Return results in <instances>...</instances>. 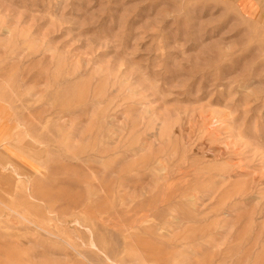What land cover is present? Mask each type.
<instances>
[{
	"label": "rangeland",
	"instance_id": "1",
	"mask_svg": "<svg viewBox=\"0 0 264 264\" xmlns=\"http://www.w3.org/2000/svg\"><path fill=\"white\" fill-rule=\"evenodd\" d=\"M256 2L0 0V264H264Z\"/></svg>",
	"mask_w": 264,
	"mask_h": 264
},
{
	"label": "crops",
	"instance_id": "2",
	"mask_svg": "<svg viewBox=\"0 0 264 264\" xmlns=\"http://www.w3.org/2000/svg\"><path fill=\"white\" fill-rule=\"evenodd\" d=\"M255 2H256V0H255ZM257 3V2H256ZM258 5H261V1L259 2V4Z\"/></svg>",
	"mask_w": 264,
	"mask_h": 264
},
{
	"label": "bare ground",
	"instance_id": "3",
	"mask_svg": "<svg viewBox=\"0 0 264 264\" xmlns=\"http://www.w3.org/2000/svg\"><path fill=\"white\" fill-rule=\"evenodd\" d=\"M9 171V170H8ZM19 181V180H18ZM31 199V198H30Z\"/></svg>",
	"mask_w": 264,
	"mask_h": 264
}]
</instances>
